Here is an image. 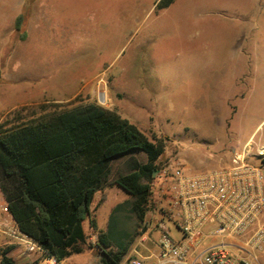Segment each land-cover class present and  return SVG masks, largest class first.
Listing matches in <instances>:
<instances>
[{"label":"rangeland","instance_id":"374dc122","mask_svg":"<svg viewBox=\"0 0 264 264\" xmlns=\"http://www.w3.org/2000/svg\"><path fill=\"white\" fill-rule=\"evenodd\" d=\"M86 104L161 142L162 167L178 163L192 175L226 168L247 145L264 157V0H0V123ZM134 159L146 162L144 155L113 162L85 222L83 253L64 264H96L100 234L111 250L129 244L119 264L135 250L157 252L160 213L148 205L142 231L132 198L114 183ZM6 241L0 235V250ZM19 254L33 257L17 248V264L32 262Z\"/></svg>","mask_w":264,"mask_h":264},{"label":"trees","instance_id":"16d2710c","mask_svg":"<svg viewBox=\"0 0 264 264\" xmlns=\"http://www.w3.org/2000/svg\"><path fill=\"white\" fill-rule=\"evenodd\" d=\"M22 21V16L16 20L18 31ZM160 143L97 104L46 112L29 123L6 119L0 123V191L19 229L48 255L65 261L83 253L85 222L95 196L105 189L112 164L121 157H146V162L134 159L130 172L114 181L132 198V213L145 231L150 193L143 180L162 168ZM257 159L264 165V157ZM110 241L108 234H100L96 264H119L128 252L129 244L114 251ZM15 249L0 250V264H17L11 256Z\"/></svg>","mask_w":264,"mask_h":264},{"label":"built area","instance_id":"2783aa9c","mask_svg":"<svg viewBox=\"0 0 264 264\" xmlns=\"http://www.w3.org/2000/svg\"><path fill=\"white\" fill-rule=\"evenodd\" d=\"M102 81V80H101ZM105 103V93L100 95ZM251 146L235 150L230 166L192 175L178 163L157 170L146 182L149 206L161 215L152 251L156 264H259L264 250V165ZM263 155V152H260ZM172 224L181 232L173 234ZM0 235L42 264H64L23 233L6 203L0 206ZM129 264H144L136 250Z\"/></svg>","mask_w":264,"mask_h":264},{"label":"crops","instance_id":"0c3cea01","mask_svg":"<svg viewBox=\"0 0 264 264\" xmlns=\"http://www.w3.org/2000/svg\"><path fill=\"white\" fill-rule=\"evenodd\" d=\"M5 204V201H4V198H3V195H2V193H1V191H0V206H1V204ZM6 238V237H5ZM6 242L8 243V244H10V242H9V240L6 238ZM17 249V248H16ZM15 249V250H16ZM14 250V251H15ZM151 253H152V251L150 252V255H147V256H142L144 259H145V261H147V260H149V259H151L152 258V255H151ZM19 256V258L20 259H22V260H26V259H24V257H23V255H21V254H19L18 255ZM29 259H27L26 261H28ZM148 264V263H147Z\"/></svg>","mask_w":264,"mask_h":264}]
</instances>
